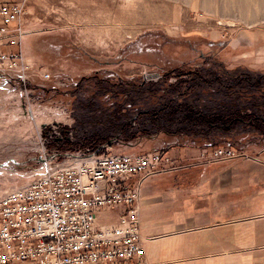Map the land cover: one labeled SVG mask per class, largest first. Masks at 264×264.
Returning <instances> with one entry per match:
<instances>
[{
	"label": "rangeland",
	"instance_id": "1",
	"mask_svg": "<svg viewBox=\"0 0 264 264\" xmlns=\"http://www.w3.org/2000/svg\"><path fill=\"white\" fill-rule=\"evenodd\" d=\"M258 3L259 8L248 5L241 10L239 0H27L23 51L33 69L26 74V86L0 72V198L28 182L43 160L60 163L70 154L87 152L55 146L50 136L58 139L66 128L75 143V116L83 114L88 105L96 107L94 117L102 119L97 127L111 124L105 120L107 116L99 114L113 110L108 106L111 101L106 102L109 95L99 96L103 93L97 81L107 75L129 80V84L135 78L137 83L166 80V85L174 82L175 69L181 73L198 70L202 76L215 72L222 77L227 72L222 79L229 81L245 71L264 75V54L256 47L260 42L252 47L246 43L243 50L230 46L241 34L264 39V0ZM43 73L50 80H44ZM107 82L116 83L112 76ZM206 88H197V93H208ZM111 90L116 93L119 89ZM127 91L131 93V87ZM143 103L145 108L153 105ZM106 146L101 153H89L102 154ZM108 147L128 155L164 152L172 159L166 171L142 179L140 190L147 182L188 188L206 184L200 174L204 169L216 166L237 174L236 169H248L246 165L259 163L264 154V146L233 149L235 158L206 164L199 158L204 148L177 146L162 135ZM181 149L197 150L198 155L183 159L178 156ZM232 180L235 183L234 177ZM251 181L248 197L257 200L263 196L259 188H264V174ZM255 203L248 204L250 213ZM137 206L141 230L140 197ZM249 225V232L261 233L254 223ZM233 232H237L235 227ZM261 237L255 235L253 239H258L248 243L253 249L234 256L233 264H264ZM235 246L233 242V251L239 250Z\"/></svg>",
	"mask_w": 264,
	"mask_h": 264
},
{
	"label": "built area",
	"instance_id": "2",
	"mask_svg": "<svg viewBox=\"0 0 264 264\" xmlns=\"http://www.w3.org/2000/svg\"><path fill=\"white\" fill-rule=\"evenodd\" d=\"M26 5L0 0V72L24 86L33 69L23 51ZM41 77L50 80L47 73ZM200 153L206 164L237 154L229 147ZM172 163L164 152L128 155L111 148L70 154L60 163L43 160L28 182L0 198V264H147L139 184Z\"/></svg>",
	"mask_w": 264,
	"mask_h": 264
},
{
	"label": "trees",
	"instance_id": "3",
	"mask_svg": "<svg viewBox=\"0 0 264 264\" xmlns=\"http://www.w3.org/2000/svg\"><path fill=\"white\" fill-rule=\"evenodd\" d=\"M172 74L174 82L168 85L166 80L142 79L137 83L135 78H131L129 84V80L107 75L97 81L103 94H96L101 98L109 95L106 102L111 101L108 106L113 108L112 112L99 114L107 116L105 120L111 124L97 127L102 119L94 117L96 107L88 105L81 108L83 114L75 116L72 128L75 143L70 141L68 133L71 130L66 128L61 129V137L52 143L72 151L82 149L88 153H101L100 149L105 145L137 143L162 135L174 140L177 146L205 150L229 147L239 151L264 146L263 74L245 71L233 75L230 81L222 79L227 72H222V77L215 72L204 77L198 70L181 73L175 69ZM110 76L116 83L110 85L107 82ZM203 86L207 87L208 93H197V88ZM128 87H131V93H128ZM117 88L116 93L110 91ZM143 102L153 105L145 108Z\"/></svg>",
	"mask_w": 264,
	"mask_h": 264
},
{
	"label": "crops",
	"instance_id": "4",
	"mask_svg": "<svg viewBox=\"0 0 264 264\" xmlns=\"http://www.w3.org/2000/svg\"><path fill=\"white\" fill-rule=\"evenodd\" d=\"M258 1L239 0V7L259 8ZM238 37L231 40V48L243 50L248 47L244 46L246 43L252 47L260 42L256 47L264 54V39L256 35ZM189 155L196 156L198 151L181 149L178 154L183 159ZM223 163L227 161L220 165ZM246 166V170L236 169L237 174L232 169L211 166L200 173L207 179L206 184L189 188L148 182L142 186L140 232L150 264H233L234 256L241 257L243 252L253 249L248 243L258 239H253L255 235H262L259 240L264 241V188H259L263 196L257 200L248 197L251 180L264 174V154L259 163ZM253 201L256 203L250 213L248 204ZM250 222L261 233L249 232ZM233 227L237 232H233ZM233 242L239 250L233 251Z\"/></svg>",
	"mask_w": 264,
	"mask_h": 264
},
{
	"label": "bare ground",
	"instance_id": "5",
	"mask_svg": "<svg viewBox=\"0 0 264 264\" xmlns=\"http://www.w3.org/2000/svg\"><path fill=\"white\" fill-rule=\"evenodd\" d=\"M107 148H111V147H108V146H106ZM158 175V174H157Z\"/></svg>",
	"mask_w": 264,
	"mask_h": 264
}]
</instances>
